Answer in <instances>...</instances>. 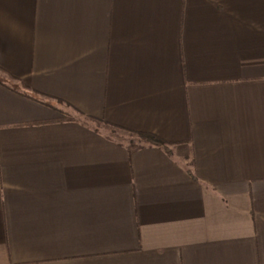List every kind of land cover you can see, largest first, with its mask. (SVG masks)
I'll list each match as a JSON object with an SVG mask.
<instances>
[{"label":"crops","instance_id":"0c3cea01","mask_svg":"<svg viewBox=\"0 0 264 264\" xmlns=\"http://www.w3.org/2000/svg\"><path fill=\"white\" fill-rule=\"evenodd\" d=\"M0 264H264V0H0Z\"/></svg>","mask_w":264,"mask_h":264},{"label":"rangeland","instance_id":"374dc122","mask_svg":"<svg viewBox=\"0 0 264 264\" xmlns=\"http://www.w3.org/2000/svg\"><path fill=\"white\" fill-rule=\"evenodd\" d=\"M69 110H71L70 112L73 114V116H81V114H79L76 110H74V109H69ZM91 124L100 126L101 129H105V130H109V128H110L109 126H107L103 122H99V121H91Z\"/></svg>","mask_w":264,"mask_h":264},{"label":"trees","instance_id":"16d2710c","mask_svg":"<svg viewBox=\"0 0 264 264\" xmlns=\"http://www.w3.org/2000/svg\"><path fill=\"white\" fill-rule=\"evenodd\" d=\"M9 80H13V78L10 77ZM13 81L15 82V80H13ZM145 137H146L149 141H152V142H154V143H157V144H159V145H161V146H163V147L166 146V142H164V141L158 139V138L155 137V136L146 135Z\"/></svg>","mask_w":264,"mask_h":264}]
</instances>
